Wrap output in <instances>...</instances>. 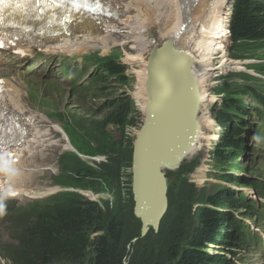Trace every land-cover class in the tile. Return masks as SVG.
Returning a JSON list of instances; mask_svg holds the SVG:
<instances>
[{
	"label": "rangeland",
	"instance_id": "374dc122",
	"mask_svg": "<svg viewBox=\"0 0 264 264\" xmlns=\"http://www.w3.org/2000/svg\"><path fill=\"white\" fill-rule=\"evenodd\" d=\"M231 3H233V0H229V6ZM167 6L172 8V5ZM158 11L166 15L168 10L162 5ZM224 14L226 15V13ZM165 24V21L159 24L161 31L164 30ZM184 25H186L183 31L185 33L188 25ZM164 38L167 39V36ZM184 43L180 41V45H184ZM109 47V49L97 48L95 51L77 54L78 58H81L84 55L100 51L102 53L101 57H110L114 55V52H117L119 64L126 68L124 74L127 79L126 82H122L121 78L117 77L110 80L105 88L107 94L112 96L124 95L131 101L130 120L125 129L109 126L105 136L106 139L100 138L101 135L98 134V130L94 133L90 128L83 129L82 126L74 128L72 125L71 116L75 120L82 118L98 123L102 118L96 114V111L110 97L105 98L104 94L103 98L91 100L88 93H85L82 98L72 97V93L69 95L70 87L63 76L68 74L63 73L62 75L60 67L62 64L64 67L67 66L68 61L64 60V57H68V55H63L59 51L46 52L43 50L42 57L28 64L23 60H5L9 63L7 64L8 68L3 70L0 76L7 78L8 81L22 90V99L29 111L35 115H44L49 124L55 125L63 131L53 135V141L56 140L59 143L41 148L44 156L33 162L34 164H30L36 173L32 179L33 183L31 182L32 187L35 191H38L40 189H53L54 184L61 185L65 188H73L76 191L75 194L81 198H83L82 192H85V197L99 201L98 204L106 213L105 222L116 218L123 222L125 226L128 241V257L125 264H148L147 260L151 254L155 258L154 264H173L171 261L172 255H168L166 249L168 243L181 242L184 244L188 242L197 223L200 207L204 205L207 197H214L218 191L225 187L229 188L230 185L223 183L227 182L225 174L236 173L244 176L248 174L258 180H264V161L258 164V161L242 158L237 159L232 165L223 166L217 163L213 158V152L219 139L220 128L218 126L217 136L210 145L203 140L200 149L195 154L192 153L182 164V169L166 173L169 187V214L166 221L160 226L159 231L151 229L143 237L141 233L142 223L133 216L131 154L134 142L143 126L145 113L138 106L135 97L138 75L135 74V68L128 64L130 62L128 59L134 58L138 53H136L134 46L128 42L124 43L123 46H118L121 47L119 49L112 48L111 45ZM225 48V61L232 63L244 62L241 63L244 69L233 70L232 68L226 71L220 69L214 72V78L206 90L208 89L207 92L215 100L204 103L201 112L202 118H204L205 112L211 113V117L215 118L216 112L222 106L220 102L216 103V100L227 95L228 90L235 84L236 87L233 91L236 94H241L242 87L246 85L262 84L264 86V45L257 43L253 46L241 45L234 47L231 41L229 42L228 32ZM220 56L214 57L215 59L212 62L214 68L219 69L222 65L223 59ZM83 62L84 60L70 74L81 73L80 68H82ZM138 70H140L139 66ZM88 75L89 73H87ZM54 76L55 78H53ZM27 83L30 91L27 88ZM49 83L51 86H49ZM77 96H80V94ZM208 98L211 99V97ZM244 98L247 103L250 101V99ZM74 100L78 103H75ZM49 129L52 130V127H49ZM253 136L255 134H252ZM252 137L250 136L251 142L255 139ZM258 140V138L255 139L256 142ZM99 141H102V143H99ZM66 143L70 144L69 149H64ZM3 169L9 171L6 167H3ZM80 173H88L92 176V179L87 177L86 180L80 183L81 179L78 178ZM39 175L40 177L37 178ZM200 175L202 177L201 181ZM53 191L45 190L36 192V194L47 195ZM244 192L254 197L253 191L245 189ZM87 198L85 199L88 200ZM14 200L27 202L31 198L19 195ZM10 201L13 200L5 198L0 202L8 204ZM50 203H46L44 209L48 208ZM253 229L258 231L264 239V233L258 229ZM9 241L6 226L0 222V243ZM208 249L213 254L220 251L211 245ZM236 254L238 253L236 252ZM240 259H242L240 262H243V264H264V251L260 247H254L253 251L239 255L237 257L238 262ZM0 264L13 263L0 252Z\"/></svg>",
	"mask_w": 264,
	"mask_h": 264
},
{
	"label": "trees",
	"instance_id": "16d2710c",
	"mask_svg": "<svg viewBox=\"0 0 264 264\" xmlns=\"http://www.w3.org/2000/svg\"><path fill=\"white\" fill-rule=\"evenodd\" d=\"M229 30L234 47L242 44L264 45V0H235ZM113 54L110 57L95 54L84 59L81 68L82 73L93 69L89 80L79 87L81 93H88L91 100L103 98L104 94L105 98L110 97L96 111L102 119L95 123L82 118L75 120L71 116L74 128L82 126L83 129L90 128L94 133L98 130L100 138L104 139L109 126L125 129L132 112V104L128 98L124 95L107 94L105 88L110 80L117 77L122 82L127 81L124 75L126 68L119 64V56ZM71 69L70 66L67 68L68 71ZM72 78L75 75H71ZM235 87L236 84L228 90L229 93L214 118L220 127V133L213 158L223 166L232 165L237 159L250 157L253 149L250 136L252 137V127L255 124V136L264 135L263 90L250 84L242 87L241 94H236L233 91ZM244 97L250 99L251 103H247ZM132 158L133 149L131 167ZM87 177L92 179L90 174L80 173V183ZM251 177L248 174L245 177L225 174L226 180L252 189L259 198L264 199V182ZM223 189L214 197L208 196L200 207L197 223L188 242L183 240L184 244L168 243L166 249L168 255H172L173 264H237L239 255L251 251L252 231L243 219L259 220L264 207L257 206L245 194L230 188ZM84 199L73 192L62 193L48 201L51 202L48 208L44 209L45 203L42 206L25 207L19 212H10L6 222L14 243L0 245L4 257L13 264H125L128 241L123 222L116 218L105 222L104 209L98 203ZM217 206H222L224 212L217 211ZM169 211L170 207L161 225L166 221ZM17 215L19 218L15 219ZM133 216L135 218L134 201ZM209 245L218 247L220 251L211 253ZM154 262L155 258L151 254L147 263Z\"/></svg>",
	"mask_w": 264,
	"mask_h": 264
},
{
	"label": "bare ground",
	"instance_id": "6f19581e",
	"mask_svg": "<svg viewBox=\"0 0 264 264\" xmlns=\"http://www.w3.org/2000/svg\"><path fill=\"white\" fill-rule=\"evenodd\" d=\"M85 1L87 3L81 5L77 13L69 14L71 26L66 31L62 27H57V23L63 20L64 14L57 17L55 14L45 13L46 9L43 10L37 6V0H23L22 8L15 18L19 21L14 20L10 23L8 20L4 24L7 38L15 43L19 42L16 47L12 48V51L23 50L25 55L31 57H35L36 49L59 51L66 54H84L95 51L97 48L109 49L110 45L112 48L123 46L128 42L138 53L134 58L128 59L130 61L128 64L135 68V74L138 75L135 97L144 113L147 105L148 55L153 46V42L149 39L150 33L154 34L153 41H167L178 35L179 41L185 42L183 47L188 48V53L197 59L196 73L200 80L203 105L215 100L206 88L214 78L216 70L244 69L241 64L244 62L225 61V45L229 32L228 20L231 15L230 11L227 15L224 14L228 0ZM166 4L172 5V8ZM162 5L168 10L166 15L158 11ZM96 15L97 17H94ZM163 21L166 24L165 27L163 25L164 30L161 31L159 24ZM183 24L188 25L186 32L178 34ZM166 36L167 39L164 38ZM215 56L223 59L219 69L212 65ZM8 84L4 87L3 98L0 99V114L10 124L11 133L6 130L0 133V145L5 144V148H0V153L4 154L0 161L2 168L9 169L11 179H6L5 170L0 171V197L18 194L17 191L20 189H25L26 196H42L44 194H36L32 191L34 190L32 179L36 173L30 164L44 156L41 148L59 143L56 140L53 141V135L63 131L49 124L44 115H35L29 111L22 99V90L12 82ZM211 116V113L206 112L204 118L200 116V140L193 154L200 149L203 140L210 145L217 136L218 125ZM4 122L5 120L3 121L0 117V127ZM49 127H52V130ZM13 135L17 139L24 138L26 141L18 144ZM70 147L69 143L64 145V149ZM8 162H13V164ZM199 178L201 181V175ZM8 182L10 184H7ZM83 194L86 195L85 192Z\"/></svg>",
	"mask_w": 264,
	"mask_h": 264
},
{
	"label": "water",
	"instance_id": "95a60500",
	"mask_svg": "<svg viewBox=\"0 0 264 264\" xmlns=\"http://www.w3.org/2000/svg\"><path fill=\"white\" fill-rule=\"evenodd\" d=\"M153 35L145 120L132 158L134 215L142 223L143 237L151 229L159 231L168 213L166 172L178 171L199 144L203 106L195 56L179 45L178 35L167 41H153Z\"/></svg>",
	"mask_w": 264,
	"mask_h": 264
},
{
	"label": "clouds",
	"instance_id": "9594fccd",
	"mask_svg": "<svg viewBox=\"0 0 264 264\" xmlns=\"http://www.w3.org/2000/svg\"><path fill=\"white\" fill-rule=\"evenodd\" d=\"M59 166V165H58ZM59 186H61V185H59ZM61 187H63V186H61ZM64 189H69V190H73V188H65V187H63ZM89 201H90V199L89 198H87ZM91 202V201H90ZM5 211H6V206L4 205V203L3 202H0V215H4L5 214Z\"/></svg>",
	"mask_w": 264,
	"mask_h": 264
},
{
	"label": "snow or ice",
	"instance_id": "6c2138e0",
	"mask_svg": "<svg viewBox=\"0 0 264 264\" xmlns=\"http://www.w3.org/2000/svg\"><path fill=\"white\" fill-rule=\"evenodd\" d=\"M5 0H0V5H3Z\"/></svg>",
	"mask_w": 264,
	"mask_h": 264
},
{
	"label": "built area",
	"instance_id": "2783aa9c",
	"mask_svg": "<svg viewBox=\"0 0 264 264\" xmlns=\"http://www.w3.org/2000/svg\"><path fill=\"white\" fill-rule=\"evenodd\" d=\"M221 99V98H220Z\"/></svg>",
	"mask_w": 264,
	"mask_h": 264
}]
</instances>
